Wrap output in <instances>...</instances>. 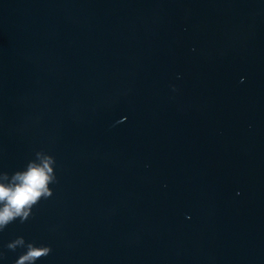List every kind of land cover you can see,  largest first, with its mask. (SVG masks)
<instances>
[{
    "label": "water",
    "instance_id": "obj_1",
    "mask_svg": "<svg viewBox=\"0 0 264 264\" xmlns=\"http://www.w3.org/2000/svg\"><path fill=\"white\" fill-rule=\"evenodd\" d=\"M36 151L0 264H264V0H0V172Z\"/></svg>",
    "mask_w": 264,
    "mask_h": 264
},
{
    "label": "clouds",
    "instance_id": "obj_2",
    "mask_svg": "<svg viewBox=\"0 0 264 264\" xmlns=\"http://www.w3.org/2000/svg\"><path fill=\"white\" fill-rule=\"evenodd\" d=\"M55 165L56 160L52 155L36 151L35 158L29 160L22 170L11 175L0 172V231L17 219L25 223L32 217L33 208L41 200L53 196L50 186L58 183ZM6 247L11 251L25 249L15 264H36V261L52 252L51 246H37L33 242H27L23 236L12 240Z\"/></svg>",
    "mask_w": 264,
    "mask_h": 264
}]
</instances>
